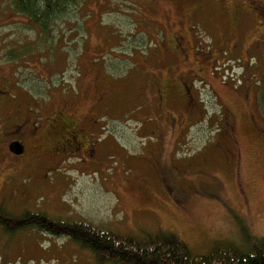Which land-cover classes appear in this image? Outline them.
I'll use <instances>...</instances> for the list:
<instances>
[{
  "label": "rangeland",
  "instance_id": "1",
  "mask_svg": "<svg viewBox=\"0 0 264 264\" xmlns=\"http://www.w3.org/2000/svg\"><path fill=\"white\" fill-rule=\"evenodd\" d=\"M76 1L46 35L0 0V204L173 234L191 255L264 239L259 19L220 0ZM0 264L100 263L65 237L0 227Z\"/></svg>",
  "mask_w": 264,
  "mask_h": 264
},
{
  "label": "trees",
  "instance_id": "2",
  "mask_svg": "<svg viewBox=\"0 0 264 264\" xmlns=\"http://www.w3.org/2000/svg\"><path fill=\"white\" fill-rule=\"evenodd\" d=\"M75 2L11 0L10 4L18 15L27 17L28 24L47 35V27ZM0 227L6 234L32 227L55 238L65 237L100 264H264V239L247 251L218 243L207 254L191 255L185 243L173 234H150L144 238L119 235L71 216H49L28 210L14 215L2 204Z\"/></svg>",
  "mask_w": 264,
  "mask_h": 264
},
{
  "label": "flooded vegetation",
  "instance_id": "3",
  "mask_svg": "<svg viewBox=\"0 0 264 264\" xmlns=\"http://www.w3.org/2000/svg\"><path fill=\"white\" fill-rule=\"evenodd\" d=\"M220 1L229 3V5L231 6L230 10L236 16L258 18L259 19L258 26L259 27L261 26L264 32V23L263 20L260 18V13L264 15V0H220ZM251 14H253L255 17L250 16ZM78 136H79L78 133H76L73 130H69L68 138L66 140L67 141L66 147L68 146L72 148L81 147V141L78 140ZM176 192L178 194L179 199H186L188 197L184 193V191L176 189Z\"/></svg>",
  "mask_w": 264,
  "mask_h": 264
},
{
  "label": "water",
  "instance_id": "4",
  "mask_svg": "<svg viewBox=\"0 0 264 264\" xmlns=\"http://www.w3.org/2000/svg\"><path fill=\"white\" fill-rule=\"evenodd\" d=\"M8 149L11 153L15 155H20L23 153V146L19 142H16V141L10 142L8 145Z\"/></svg>",
  "mask_w": 264,
  "mask_h": 264
}]
</instances>
